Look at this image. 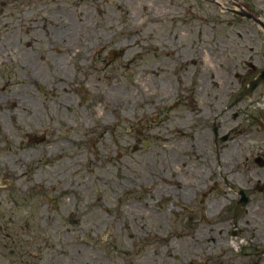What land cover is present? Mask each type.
Listing matches in <instances>:
<instances>
[{"label":"flooded vegetation","instance_id":"1","mask_svg":"<svg viewBox=\"0 0 264 264\" xmlns=\"http://www.w3.org/2000/svg\"><path fill=\"white\" fill-rule=\"evenodd\" d=\"M72 1L74 0H0V56H5V62L15 61L21 77L30 83H40L45 79L40 69L48 66L51 69L49 80L58 81L59 87H64L63 92H67L65 85L68 82H87L90 72L98 75L97 82H102L103 79L117 81V86L128 78L130 90L128 87L123 88L125 91L121 93L116 90L118 94L106 96L103 102L105 109L110 108L116 113L117 121L113 124L107 119L103 118L101 121L95 118L92 126L91 123H82L77 127L78 130H82L83 135L95 134L101 137L111 130L113 141L130 145L134 154L144 150L147 152L152 147H162L161 170H151L147 175H141L146 173L142 168L147 165L143 163L142 166L139 162L138 169L135 166L123 173L125 179L128 176L124 180V191L135 192L140 188L149 193L143 198L140 196L132 199V204L147 210L151 202H155L158 212L164 209V213L167 210L169 214H178L179 209H189L187 205L199 199V204L203 205L201 210L205 221L211 223L216 220L213 224H218L221 220L217 222L216 217L224 209L227 198L220 200L215 207L208 203H212L215 194L225 186L233 188L232 175H240V164L250 160L248 155L243 154L232 157L226 150L233 144L239 146L247 141L253 134L250 130L253 126L264 132V127L261 128L258 124L260 121L264 126V0H184L178 5L170 3V0H152L140 12L99 11L101 19L94 20L89 27L84 25L82 29L71 16L74 9ZM90 2L97 4L102 3V0ZM118 8L121 9L122 6L118 5ZM46 23L51 26L47 28ZM27 37L29 39L26 41ZM40 40L45 41L39 44ZM42 45L46 47L43 48ZM8 50L15 51L17 58L6 55ZM235 51L239 52L233 56ZM40 63L43 65L40 66ZM25 67H28L29 75ZM233 69L236 71L232 73ZM139 80H144L146 85ZM256 81L260 83L251 90ZM117 86H113V89ZM80 88V93L87 94V97L90 95L87 86L82 85ZM39 91L44 94L50 92L55 96L58 94L53 88L48 90L44 86ZM70 91L80 94L77 93L78 89L71 88ZM17 96L27 101V97ZM32 99L34 107H37L38 101ZM60 105L72 111L68 104L60 102ZM38 112L39 107L35 109V114ZM37 120H41L40 117L36 116L35 121ZM111 126L113 130L110 129ZM248 127L250 128L247 129ZM47 136V132L36 135L35 142L46 143ZM66 138L67 136L63 137L65 142ZM179 138L181 140L177 143ZM171 141H174L175 150L168 151L166 147ZM197 146L224 149L215 159L218 170L213 157L209 160V168L213 173L210 174L209 169V175L203 173L206 177L199 180L196 179L198 173L194 162L190 165L186 159L189 153L197 151ZM177 147L182 149V154ZM182 155L183 160L180 159ZM261 155L253 157L256 164V158L264 159V155ZM209 157L204 156V152L199 155L204 162ZM45 164L55 166L56 161L49 159ZM262 164L264 165V161ZM62 166L64 168L57 172L66 174L68 163H63ZM233 167L237 170L234 171ZM259 167L264 170V166ZM150 175L154 176L161 188L157 190L158 195L154 201L151 199L152 191L146 189H152L155 185ZM215 175H219L221 182L210 180ZM255 175L258 181L256 190L264 196V177L260 173ZM22 176L24 177L21 179L28 176V180L32 176L35 179L27 195L23 188L24 190H18L19 196L16 197L23 203L17 210L30 207L35 212L34 219L27 221V231L19 225L16 228L13 226L14 221L21 222L25 219L24 216L14 217L19 216L20 211L8 215L6 212L9 211H1L2 208L0 210V234L5 233L7 238L13 239L19 248L18 254H27L34 261L37 260L38 264L45 253L44 249L57 253L56 246L62 244L66 250L59 251L61 264H102V258L110 262L118 258L112 250L102 253V256L99 254L101 250L98 241L106 239L104 233H107L108 227L93 236L96 239L91 240L94 243L91 245L87 243L90 240L87 236H78L67 232L68 230L59 231L63 226H58V220L56 222L50 216L43 218L44 213L40 207L63 204L61 206L65 208L62 198L52 196L46 189L40 191L44 186L43 181L50 184V190L56 187L49 175L36 178L33 173L24 171ZM208 178L211 184L208 183ZM136 180L138 181L135 182ZM238 188H235L237 193L242 190L248 193L250 204L254 192L247 184ZM60 194L65 198L67 193L64 188ZM166 201L168 202L165 204ZM235 207L236 204L231 216L233 230H230V240L233 242L235 239V245L231 243L230 251L234 250L237 256H243L247 261L263 258L264 240L258 239L256 234L253 239H244L246 228H239L242 214L248 211L247 207L237 217ZM197 210L200 209H195ZM257 212L261 216V209ZM196 218L198 215L193 213L188 220ZM72 220L70 217L68 222ZM82 221L75 219L73 222L80 223L81 228ZM111 225L110 221L108 226ZM92 228L89 227V231ZM210 231L214 232L215 229ZM156 232L151 235L152 239L164 243L167 238L159 232L160 237L157 238ZM112 234L113 232L110 233ZM239 237L246 241H238ZM153 240H150V246H153ZM215 241L216 238L213 237V242ZM168 247L171 248V245ZM103 251L107 252L105 249ZM179 257L183 260L187 258L184 262L190 259L184 254L175 255L176 262ZM50 263L54 264V260ZM168 263L167 261L166 264Z\"/></svg>","mask_w":264,"mask_h":264},{"label":"rangeland","instance_id":"2","mask_svg":"<svg viewBox=\"0 0 264 264\" xmlns=\"http://www.w3.org/2000/svg\"><path fill=\"white\" fill-rule=\"evenodd\" d=\"M77 1L79 0L72 1V8L74 7V9H72L71 16L73 21L82 29L84 25L89 27L94 20L99 21L101 19L99 11L124 10L133 12L135 10V12H140L152 0H102V3L97 4L90 2V0ZM180 1L183 2L184 0H170V3L173 2L174 5H178ZM118 5L122 8L119 9ZM80 20H83V23H80ZM67 21L71 22V20ZM42 22H45V20ZM46 25L47 28L51 26L50 23H46ZM28 39L29 37L26 38V41ZM44 41L40 40L39 44ZM42 47L45 48L46 46L42 45ZM238 52L235 51L233 56H236ZM5 53L6 55L10 54L12 58H17L15 51L8 50ZM42 65L40 63V66ZM25 70L29 75L28 67H25ZM40 71L45 79L40 83L36 81L30 83L28 80L23 79L24 77H21L15 67V61L13 63L5 62V56H0V98L2 99H0V109L1 107L4 109L0 112V180L5 181H0V200L2 201L0 210L2 208L1 211L3 209L9 211L6 212L8 215L20 211V215L14 217L24 216L25 219L21 222L14 221L13 226L15 228L19 225L27 231L28 219H34L35 212L33 208L26 207L17 210L18 206L23 204L16 199L19 196L18 190H24L23 188H25L24 191L27 195L31 190L29 187L33 186L32 182L35 180L33 176L30 180L26 179L29 176L21 179L24 177L22 172L29 171V173L36 175V178H45L49 175V178L53 180L56 187L50 190V184L41 179L44 186L40 191L46 189L52 196L62 198L65 208L62 207L63 204L54 207L48 204L45 207H40V209L44 213L43 218L50 216L52 220L56 222L58 220V226H63L59 231L68 230L67 232L78 236H87L86 238L90 240L85 242L94 245L91 240L96 238L93 236L98 235L99 230L108 227L107 233H104L106 239L103 242L102 240L98 241L101 250L99 254L101 253L102 256V253H108L112 250V253L118 258L113 262L102 258V264H166L167 261L175 262V255L180 254L190 257V263L187 264H264V256L253 261H247L243 256H237L234 250L230 251L229 249L232 243L230 230H233L231 216L233 206L236 204L239 195L236 190L239 189V186L245 187V184L254 192V198L247 206L248 211L242 214L239 228H246V232L243 234L244 239H253L256 234L258 239L264 240V196L256 190L258 181L255 175V173H260L264 177V170L255 163L253 158L257 155H264L263 131L254 126L252 128L248 127L247 129L250 128L253 132L252 136L243 144L239 146L233 144L230 149L226 150V153L232 157L243 154L248 155L250 160L248 163L240 164L242 167V169L240 168V175L235 173L232 175L233 188L225 186L221 192L215 194L212 203H208L215 207L220 200L227 198L224 209L221 212L216 211L219 212L216 217L217 222L221 220L218 224H213L216 220L211 223L205 221L201 210L203 205L199 204V199L193 204H185L189 206L187 207L189 209H179L178 214H169L167 210L164 213V209L158 212V209L154 206L155 202H151L150 207L144 210L137 207L136 204H132V199L140 198V196L143 198L149 193L146 192V194L140 188L135 192L124 191L126 186L124 180L128 176L125 179L123 173L126 172V169L135 166L138 169L140 167L139 162L142 166L143 163L147 165L142 168L146 173H141V175H147V172L149 173L151 170H161L163 148L160 146L152 147V150L147 152L144 150L134 154L131 152L132 147L130 145L113 141L111 130L110 133L101 137L95 134L83 135L82 130L79 131L77 128L82 123H91L90 126H92L93 122L96 121L95 118H99L101 121L104 118L114 124L117 121L116 113H113L110 108L105 109L103 102L106 96L116 95L117 92L121 93V91L124 92L125 90L122 89L125 87L130 90L129 79H123L117 86V81L103 79L102 82H97L99 81L97 79L98 75L90 72L87 82L75 84L68 82L65 85L68 90L63 92L64 87H59L58 81L52 82L49 80L51 69L48 66L41 68ZM229 71H231V66H229ZM235 71L236 69H233L232 73ZM139 81L146 85L144 80ZM82 85L87 86L90 90L88 97L87 94L80 93ZM42 86L48 90L53 88L54 91H58V94L55 96L50 92L41 93L39 90ZM113 86L117 87L113 89ZM148 86L150 85L148 84ZM71 88L73 90L78 89L77 93L80 94L77 95L76 91H70ZM12 94L35 98L38 101L39 112L37 114H35V110L33 113L27 112L25 111L26 106L18 108V110L17 108L12 109L11 104L7 101V98ZM60 102L68 104L69 107H72V111H69L68 107H62ZM37 107H33V109H37ZM12 110H17L14 115L26 125L27 131L22 135V138H18L16 143L13 139L19 132L12 126ZM36 116L40 117L41 120L35 121ZM119 116L121 117V115ZM110 129L113 130V126ZM46 132L48 135L46 143L37 144L33 140L36 135ZM5 134L6 137H4ZM65 136H67L66 142L63 139ZM9 140L11 143H9ZM180 140L181 138L177 139V143ZM11 145L13 151L9 149ZM20 145L23 146L22 150L25 154L28 155L27 158L25 154L23 156L17 154L16 151ZM177 148L182 154V149ZM166 149L168 151L175 150L174 141H171ZM196 149L197 151L189 153L186 159L190 162V165H193L194 162L198 173L196 179L199 180L209 175V169L210 174L213 173L209 168V160L214 157L213 162L217 168L218 164L215 163V159L217 154L224 151V149L217 150L215 147L206 146H197ZM203 152L204 156H210L207 162L199 158V155L201 156ZM151 153L153 154L150 156ZM119 154L121 157H119ZM157 154L159 156L156 157ZM79 155L81 158H78ZM49 159L56 161L57 166L53 164L46 165L45 161ZM180 159L183 160V155ZM63 163H68L66 174L57 172L64 168ZM39 168L41 170H38ZM233 170H237L236 167H233ZM61 176L62 180L60 179ZM150 178L153 179L152 182H155V185L152 189H146L152 191L153 198L151 199L154 201L156 200L155 196L158 195L157 190L161 188L154 176L150 175ZM210 180L221 182L219 175L213 176ZM207 181L211 184L209 178ZM62 188L67 193L65 198L60 194ZM180 206L182 207V205ZM195 209L200 210L195 211ZM258 209H261V216L258 215ZM193 213L198 215V218L189 221L188 217L192 216ZM70 217L73 220L68 222ZM60 219L67 221V223L64 224ZM75 219L78 221L84 220L81 223V228L80 223L73 222ZM110 221L112 225L108 226ZM89 227L92 228L90 231ZM212 228L215 229L214 232L210 231ZM254 230H258V232ZM154 231L167 238L162 243L164 244L162 248L159 247L158 249L156 242L153 243V246H147V244L152 243L150 240H153L151 235ZM111 232H113L112 235H110ZM23 234L26 235V233ZM5 235V233L0 234V264H37V260L34 261L31 256L18 254L19 248L13 242V239H9ZM213 237L216 238L215 242H213ZM171 238L177 239L172 240ZM240 240L246 241L239 237L238 241ZM169 244L171 248L168 247ZM64 247L62 244L57 245V253L44 249L45 253L38 264H45L46 261L51 264L52 260H54V264H61V252L59 251L66 250ZM103 249L107 252H104ZM88 250L92 252L90 249ZM167 257L169 259H166Z\"/></svg>","mask_w":264,"mask_h":264},{"label":"bare ground","instance_id":"3","mask_svg":"<svg viewBox=\"0 0 264 264\" xmlns=\"http://www.w3.org/2000/svg\"><path fill=\"white\" fill-rule=\"evenodd\" d=\"M27 99V101H25L21 96H16L15 94H12V95H10L8 98H7V101L9 102V104H11V106H12V109H14V108H17V110H18V108H24V106H26V108H25V111H27V112H34V110L36 109V108H34L33 109V101H32V98H26ZM1 110H4L3 108H1ZM17 110H12L11 111V116H12V120H13V122H12V126H13V128H16L17 130H18V132H19V134H17L15 137H14V139H13V141H15V143L17 142V140H18V138H22V135H24V133H26L27 131H26V126L22 123V121L20 120V119H18L17 117H15V115H14V113L17 111ZM11 126V127H12ZM4 137H6V134L4 135ZM9 143H11V141L9 140ZM22 148H23V146H21L20 145V147L17 149V154L18 155H20V156H23L24 154H25V152H24V150H22ZM10 150H12L13 151V149H12V145H11V147L9 148ZM26 155V154H25ZM28 157V155H26V158ZM155 236L158 238V237H160L159 236V234L156 232L155 233ZM165 239V238H164ZM154 242H156L157 244H156V247L159 249V247L160 248H162L163 247V244L162 243H160V242H157V241H155V240H153ZM234 242H235V239L233 240V244H234ZM147 246H150L149 244H147ZM149 248V247H148ZM143 249H144V247H143ZM137 257H139V256H137ZM184 260L186 261L187 260V258H184ZM184 260L182 259V258H180L179 257V261H175V262H169L168 264H183V262H184Z\"/></svg>","mask_w":264,"mask_h":264},{"label":"water","instance_id":"4","mask_svg":"<svg viewBox=\"0 0 264 264\" xmlns=\"http://www.w3.org/2000/svg\"><path fill=\"white\" fill-rule=\"evenodd\" d=\"M247 203V200L244 199L239 203L238 209H240V207H242L243 205H245Z\"/></svg>","mask_w":264,"mask_h":264}]
</instances>
